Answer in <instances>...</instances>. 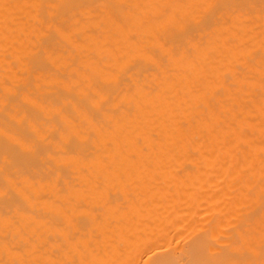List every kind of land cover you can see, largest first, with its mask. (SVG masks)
I'll list each match as a JSON object with an SVG mask.
<instances>
[{
  "label": "bare ground",
  "instance_id": "1",
  "mask_svg": "<svg viewBox=\"0 0 264 264\" xmlns=\"http://www.w3.org/2000/svg\"><path fill=\"white\" fill-rule=\"evenodd\" d=\"M0 264H264V0H0Z\"/></svg>",
  "mask_w": 264,
  "mask_h": 264
}]
</instances>
